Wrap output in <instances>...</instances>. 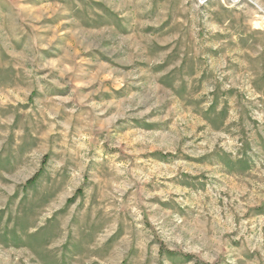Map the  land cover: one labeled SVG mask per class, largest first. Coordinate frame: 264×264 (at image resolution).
Segmentation results:
<instances>
[{
	"label": "rangeland",
	"instance_id": "rangeland-1",
	"mask_svg": "<svg viewBox=\"0 0 264 264\" xmlns=\"http://www.w3.org/2000/svg\"><path fill=\"white\" fill-rule=\"evenodd\" d=\"M0 264H264V0H0Z\"/></svg>",
	"mask_w": 264,
	"mask_h": 264
}]
</instances>
